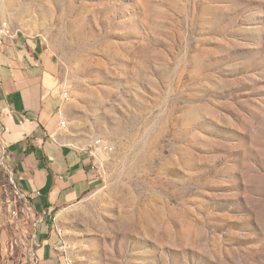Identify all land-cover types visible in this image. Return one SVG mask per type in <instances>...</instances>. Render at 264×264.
<instances>
[{
	"label": "rangeland",
	"instance_id": "rangeland-1",
	"mask_svg": "<svg viewBox=\"0 0 264 264\" xmlns=\"http://www.w3.org/2000/svg\"><path fill=\"white\" fill-rule=\"evenodd\" d=\"M3 37L53 57L96 154L65 264H264V0H0Z\"/></svg>",
	"mask_w": 264,
	"mask_h": 264
},
{
	"label": "crops",
	"instance_id": "crops-1",
	"mask_svg": "<svg viewBox=\"0 0 264 264\" xmlns=\"http://www.w3.org/2000/svg\"><path fill=\"white\" fill-rule=\"evenodd\" d=\"M55 68L38 41L0 38V107L6 128L0 140L18 186L35 209L24 216L13 213L15 196L0 165V264L24 263L26 249L11 250V241L31 229L36 216L43 218L35 247L38 264H65L57 217L100 182L95 152L69 135L67 99Z\"/></svg>",
	"mask_w": 264,
	"mask_h": 264
},
{
	"label": "built area",
	"instance_id": "built-area-1",
	"mask_svg": "<svg viewBox=\"0 0 264 264\" xmlns=\"http://www.w3.org/2000/svg\"><path fill=\"white\" fill-rule=\"evenodd\" d=\"M67 94L65 93V97ZM61 125L64 127L66 126V120H63ZM6 128L4 126L1 114V107H0V135L5 132ZM8 158V149L6 144L0 140V165L5 167L9 175V183L11 185L12 191L15 196L14 204H13V213L16 216H19L21 213L29 214L30 211L35 213V209L29 198L25 195V193L20 189L14 173L11 167L8 165L7 162ZM23 202V207L19 206V203ZM32 222L31 229H27L22 235H15L11 241V250H15L17 246H24L26 249L27 257L23 264H38L37 255L35 253V247L38 245V235H39V226L43 223V218L41 217H34ZM22 236V237H21ZM4 257L0 255V261H3Z\"/></svg>",
	"mask_w": 264,
	"mask_h": 264
}]
</instances>
